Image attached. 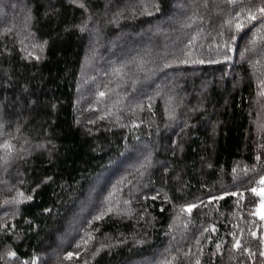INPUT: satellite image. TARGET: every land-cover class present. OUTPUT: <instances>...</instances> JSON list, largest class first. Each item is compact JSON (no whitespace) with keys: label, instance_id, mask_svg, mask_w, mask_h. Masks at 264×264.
<instances>
[{"label":"trees","instance_id":"trees-1","mask_svg":"<svg viewBox=\"0 0 264 264\" xmlns=\"http://www.w3.org/2000/svg\"><path fill=\"white\" fill-rule=\"evenodd\" d=\"M261 7L0 0V264H264Z\"/></svg>","mask_w":264,"mask_h":264},{"label":"snow or ice","instance_id":"snow-or-ice-1","mask_svg":"<svg viewBox=\"0 0 264 264\" xmlns=\"http://www.w3.org/2000/svg\"><path fill=\"white\" fill-rule=\"evenodd\" d=\"M228 2H229V3H232L233 0H228ZM80 6L83 7V5H80ZM259 12L261 13V16L264 17V7L259 8ZM248 19H249V20H255V19H257V17H256V15H254V14H252V13L250 12L249 15H248ZM236 29H237L238 31H242V30H243V24H242V23H238V24H236ZM100 95L103 96L104 94L101 93ZM262 95H264V93H262ZM3 148H4L5 150H9V151H10V150H11V145H10V144H4V145H3ZM260 183H261V184H264V179H262V180L260 181ZM251 191H252L254 194L260 196V197H261V203L264 204V193L257 192L255 188L251 189ZM154 198H155V197H153V199H154ZM191 207H194V206H191ZM191 207H189V208L187 209L189 212H191ZM260 218H261L262 220H264V214H261ZM253 235H255V233H253ZM235 247H236L237 249H240V248H241V244H240L239 240L236 241ZM244 251L249 252L250 255L253 254V253L250 252L249 249H246V248H245ZM11 255H12L13 257H15V253H12ZM261 255L264 256V252H261Z\"/></svg>","mask_w":264,"mask_h":264},{"label":"rangeland","instance_id":"rangeland-1","mask_svg":"<svg viewBox=\"0 0 264 264\" xmlns=\"http://www.w3.org/2000/svg\"><path fill=\"white\" fill-rule=\"evenodd\" d=\"M85 70H86V68H85ZM110 177L111 176H108V174L107 175H104L103 178L101 179V182H104L106 180L109 181V178ZM115 187L117 188V185H115ZM258 192L264 193V187H262L261 189H259ZM260 199H261V197H260ZM261 214H264V204H262L260 202L259 207L257 208V215H258L259 218H260ZM29 264H31V263H29ZM32 264H37V261H34Z\"/></svg>","mask_w":264,"mask_h":264}]
</instances>
